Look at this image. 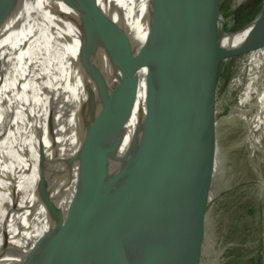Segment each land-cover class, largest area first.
Instances as JSON below:
<instances>
[{
  "label": "water",
  "instance_id": "obj_1",
  "mask_svg": "<svg viewBox=\"0 0 264 264\" xmlns=\"http://www.w3.org/2000/svg\"><path fill=\"white\" fill-rule=\"evenodd\" d=\"M12 1L0 0V8ZM63 1L79 13V21L84 23L86 14L80 1ZM196 10L200 11V16L196 15ZM98 13L97 32L84 31L80 45L92 56L102 54L111 64L113 74L101 79L99 89L82 110V141L77 156L79 180L72 202L77 219L73 247L70 255L64 258L65 262L52 255L57 223L40 242L36 257L45 255L43 264H154L167 245L156 241L157 232L166 218L162 210L171 198L183 199L197 185V167L201 161L207 158L208 168L214 163L215 150L209 152L208 146L209 143L216 144L214 103L220 64L224 56L231 59L264 46V4L252 23L233 33L249 31L243 44L236 48L223 45L227 33L218 0H149V28L141 44L133 42L123 24ZM218 21L221 23L219 41L207 61L196 53L190 57L191 65L199 64L201 81L184 102L188 89L182 86L177 60L179 44L192 40L196 45H206L215 37ZM159 60L165 62L166 68V74L161 78L155 65ZM144 69L148 72V103L135 136L143 150L124 168L119 165L123 164V159L118 155L136 109ZM177 101L183 112L168 121V106ZM191 121H197L198 126L180 158L184 145L181 131ZM202 151L204 158L199 160L196 154L203 155ZM114 164L118 167L114 168ZM176 164L178 178L165 189ZM47 189L41 176L40 199L58 222V212L47 197ZM138 195L144 211L138 229L133 230L129 240L138 242L125 247L121 241V210L126 202ZM32 260L29 255L19 264H29Z\"/></svg>",
  "mask_w": 264,
  "mask_h": 264
},
{
  "label": "bare ground",
  "instance_id": "obj_2",
  "mask_svg": "<svg viewBox=\"0 0 264 264\" xmlns=\"http://www.w3.org/2000/svg\"><path fill=\"white\" fill-rule=\"evenodd\" d=\"M79 1L84 23L63 0H14L0 8V264H19L29 255V264H43L45 255L36 257L40 242L57 223L52 255L63 257L64 235L76 217L82 110L101 79L113 74L102 54L92 56L80 45L84 31L97 32L100 12L123 24L134 43L147 36L149 0ZM248 32L226 34L223 45L242 43ZM147 75L144 69L136 109ZM194 123L181 131L180 158ZM41 176L58 222L40 199Z\"/></svg>",
  "mask_w": 264,
  "mask_h": 264
},
{
  "label": "rangeland",
  "instance_id": "obj_3",
  "mask_svg": "<svg viewBox=\"0 0 264 264\" xmlns=\"http://www.w3.org/2000/svg\"><path fill=\"white\" fill-rule=\"evenodd\" d=\"M246 1L218 0L227 34L247 26L251 14L238 21L234 16ZM263 4L264 0H259L261 8ZM195 13L200 16L199 10ZM220 26L218 21L217 35L206 45H196L192 40L179 44L177 60L181 67L182 86L188 89L184 92L187 96L184 102L201 81L199 64L191 65L190 57L196 53L207 61L219 41ZM155 65L161 78L166 74L165 62L159 60ZM147 103L145 92L127 126L126 139L118 155L123 159V164L119 165L124 168L143 150L135 136ZM179 103L168 106V121L183 112ZM214 104L216 144L209 143L208 146L209 152L215 150L214 163L208 168L207 158L201 161L197 167V185L183 199L171 198L162 210L166 218L157 232L156 241L167 245L154 264H264V46L235 58L226 59L224 56ZM197 126L195 121L192 133ZM194 143L197 144L196 139ZM196 156L199 160L204 158V154ZM178 175L176 172L172 178L170 176L165 189L176 182ZM142 203L138 195L122 206L121 241L125 247L138 242L129 240L133 230L139 227V218L144 211ZM76 223L75 217L70 232L64 235L65 247L60 258L63 262L71 253Z\"/></svg>",
  "mask_w": 264,
  "mask_h": 264
},
{
  "label": "trees",
  "instance_id": "obj_4",
  "mask_svg": "<svg viewBox=\"0 0 264 264\" xmlns=\"http://www.w3.org/2000/svg\"><path fill=\"white\" fill-rule=\"evenodd\" d=\"M261 7L259 5V0H247L242 7H240L234 14L236 20L245 19L248 15L251 14V18L246 21V24L249 25L252 23L260 14ZM244 17V18H243ZM245 21L243 23H245Z\"/></svg>",
  "mask_w": 264,
  "mask_h": 264
},
{
  "label": "crops",
  "instance_id": "obj_5",
  "mask_svg": "<svg viewBox=\"0 0 264 264\" xmlns=\"http://www.w3.org/2000/svg\"><path fill=\"white\" fill-rule=\"evenodd\" d=\"M238 45V44H237ZM237 45H234V47H236Z\"/></svg>",
  "mask_w": 264,
  "mask_h": 264
},
{
  "label": "flooded vegetation",
  "instance_id": "obj_6",
  "mask_svg": "<svg viewBox=\"0 0 264 264\" xmlns=\"http://www.w3.org/2000/svg\"><path fill=\"white\" fill-rule=\"evenodd\" d=\"M232 47H234V46H232ZM232 47H231V48H232ZM145 92H146V91H145Z\"/></svg>",
  "mask_w": 264,
  "mask_h": 264
}]
</instances>
